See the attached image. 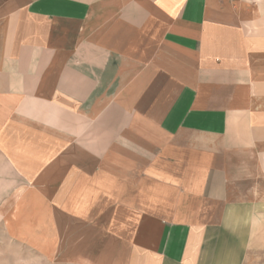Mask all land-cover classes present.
<instances>
[{
  "label": "crops",
  "instance_id": "obj_1",
  "mask_svg": "<svg viewBox=\"0 0 264 264\" xmlns=\"http://www.w3.org/2000/svg\"><path fill=\"white\" fill-rule=\"evenodd\" d=\"M0 247L264 264V0H0Z\"/></svg>",
  "mask_w": 264,
  "mask_h": 264
},
{
  "label": "rangeland",
  "instance_id": "obj_2",
  "mask_svg": "<svg viewBox=\"0 0 264 264\" xmlns=\"http://www.w3.org/2000/svg\"><path fill=\"white\" fill-rule=\"evenodd\" d=\"M25 249H14L9 247H0V264H27V261L33 260L32 255Z\"/></svg>",
  "mask_w": 264,
  "mask_h": 264
}]
</instances>
